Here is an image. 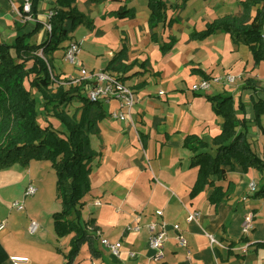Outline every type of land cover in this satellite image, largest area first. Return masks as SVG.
I'll return each mask as SVG.
<instances>
[{"label": "crops", "instance_id": "1", "mask_svg": "<svg viewBox=\"0 0 264 264\" xmlns=\"http://www.w3.org/2000/svg\"><path fill=\"white\" fill-rule=\"evenodd\" d=\"M132 1L101 0L98 2L96 0L91 2L86 0L87 6L81 8L79 7L80 0H77L76 5L80 11L87 13L95 22V9L102 8L98 15L105 19L107 14L117 10L121 5L129 6ZM202 1V4H208L203 7L204 13L213 12V16H218L216 18L240 14L243 10L241 0ZM147 2L148 0H146V4ZM19 6L20 0H0V42L20 44L25 36L33 32L35 35L27 39H30L32 43L44 42L47 37L45 28L48 21L47 14L53 11L55 0H42L38 19L36 21L28 20L27 24L18 12ZM24 24H26L25 27L22 26ZM143 32L140 33V36L147 34ZM174 32V28L170 29L172 36H175ZM212 36L226 38L230 47V55L234 57L233 61L236 57L237 60H242L241 56L235 55L236 51H239V45L233 44V48L228 34L218 33ZM123 38L126 36L120 38L121 42ZM72 39V41L78 42L75 34ZM176 39L177 43L173 48L178 45V38L176 37ZM127 42L130 52L135 53L134 57L129 55L130 60L138 58L136 56H141L145 52L144 47L147 45L142 46L143 43L139 42V37H136L134 41L127 37ZM237 48L238 50H236ZM200 50L202 51L201 48H197L193 52L196 54ZM214 51L215 53L212 54L210 51L204 50L200 62L187 60V63H195L200 66L207 60L206 66H201V69L210 76H213L214 69H219L221 72L228 71L224 67L223 54L220 51ZM114 53H109L111 58ZM64 54L65 48L60 59L62 62L68 63ZM55 56L56 52L52 55V60L59 59ZM92 67L95 69L94 65ZM59 68L61 69L60 65ZM149 69L153 70L151 67ZM59 74L66 77L68 72L66 74L61 70ZM245 87L246 85L242 84L237 89L240 91L238 93L240 101L246 107L247 118L251 120L254 118L252 102L256 95L253 97L252 90H247ZM143 91H147V89L144 88L141 92ZM208 92L209 95L216 94L210 90ZM245 92L248 93V97L243 99ZM145 94L154 96L153 92ZM257 96L264 97V93L257 92ZM138 97L136 96V105L139 103L142 105V101L147 99L145 95H141L139 100ZM140 105L134 114V117L137 115L138 120H141L142 113H145L146 116L145 108ZM111 113L112 111L109 112V115L112 117ZM160 115L162 117L157 122L162 121V124H130V122L102 124L104 120L99 124L100 136L92 137L93 148L99 156L92 164L91 191L82 200L80 209L84 223L89 220L94 222V225L89 226L88 230L96 235L94 247L96 252H99V256L94 257L89 246L84 244L74 264H264V248L257 245L264 243V201L255 196L258 190L254 193L249 190V184L252 182H257L259 187L262 185L258 181L260 176L258 177L255 170L251 169L244 173L239 166L233 169L227 168L228 181L218 182V184L227 188L231 182L234 190L231 196L217 209L208 200L211 193L210 187H207L194 199L190 198L197 169L190 167L191 152L183 147V140L187 134H197L207 141H211L215 135L220 133L223 119L220 117L218 124L211 126L209 124H164L166 122L165 114L161 113ZM145 116L144 123H146ZM203 125L205 126L201 127ZM261 126L264 129V115L261 116ZM249 138L255 153L258 156H263L264 132L254 123H250ZM44 165L46 164L31 162L28 167L17 168L12 165L0 170V182L3 185L1 189L8 190L11 186L17 185L18 196L17 194L16 196L18 198L15 200H22L28 185L36 186V178H38L36 175H42L46 168ZM54 179L55 186L56 175ZM46 181V176L42 177L41 186ZM37 197L31 199L30 215L23 223V227L26 224V233L16 228L9 221L10 218H5L0 212V224L5 223L4 229L0 230V243L6 253V259H0V264H12L9 259L11 256L28 257L29 264H65L64 254L69 251L71 236L58 239L54 228L51 226L52 228L49 230L45 221L41 222L38 219L37 216L44 212L51 217L53 225L52 214L57 211L52 209L53 207L48 208L47 206L38 214L33 212V205L38 202ZM194 211L199 212L200 217L189 222L188 215ZM252 212L258 214L255 229L248 237H244L247 241L242 242L240 241L243 238L241 223ZM32 219L38 220L42 226L41 232L36 237L28 231ZM136 219L139 221L140 231H126L125 228L134 223ZM154 221L164 222L168 231V240L164 243L162 258L159 261L153 259L154 253L148 248L147 224ZM175 226H178L186 237L188 241L186 248L178 245L175 239ZM208 234L215 236L223 246L211 247ZM26 237H31L34 242L27 241ZM103 237H108L111 241L122 242L118 256L103 247L101 240ZM231 242L235 243L232 247L230 246ZM244 246H247L245 253L241 250H234V248L241 249Z\"/></svg>", "mask_w": 264, "mask_h": 264}, {"label": "trees", "instance_id": "2", "mask_svg": "<svg viewBox=\"0 0 264 264\" xmlns=\"http://www.w3.org/2000/svg\"><path fill=\"white\" fill-rule=\"evenodd\" d=\"M187 1L184 0L185 3ZM41 2L32 0L31 11L25 13L23 0H20L18 9L23 16H30V21H36ZM76 4L77 0H55L54 13L49 20L51 30L46 29L44 42L32 43L27 39L35 32L25 36L20 44L0 42V170L14 164L28 167L31 161L51 163L56 175V198L61 204V209L52 214L54 232L58 239L71 236L69 251L64 254L65 264H74L84 244L89 246L94 257L99 256L94 247L96 235L88 230L94 222L89 220L84 223L80 209L82 200L91 191L92 164L99 156L93 148L92 137L100 136L99 124L109 117L103 102L91 101L85 94L84 86L72 84L70 78L53 70L52 55L60 44L68 39L72 41L71 35L80 26L94 29L93 19L81 12ZM148 5L150 37L158 42L156 30L167 22V4L164 0H148ZM241 5L243 10L240 14L216 18L205 28L192 31L189 39L203 41L218 33L228 34L234 45L248 47L254 65L258 66L264 62V0H243ZM109 15L120 20H133L136 10L124 4ZM174 21L170 20L168 25H173ZM168 38L159 47L164 54L177 43L175 36ZM128 52L127 40L123 38L121 49L113 54L104 68L114 72L117 79L124 83L145 74L143 69L149 67V60L146 59L141 64L143 69L134 72V67L139 65L138 60L129 62ZM191 73L208 81L211 77L201 68L194 67ZM147 84V80H142L133 85V89H143ZM247 84L245 88L252 90L253 97L256 95L252 102L254 118H247L242 102L236 108L232 95H206L205 98L212 102L215 115L223 119L220 133L211 141L197 134H187L183 140V147L191 152L190 167L197 169L190 198L194 199L210 187L208 200L216 209L234 190L231 182L227 188L218 184L228 181L227 168L239 166L244 173L257 170L264 180V154L258 156L255 153L249 138L250 123L264 132L261 126L264 97L257 96V92L263 91ZM74 102L79 106L71 113L67 107ZM46 115L54 120L45 118ZM42 116L45 120L41 122ZM56 122L65 130L56 128ZM255 196L264 201V183ZM240 241L246 242L247 239ZM234 245L231 242L230 246ZM257 245L264 248V243ZM0 259H6L1 243Z\"/></svg>", "mask_w": 264, "mask_h": 264}, {"label": "rangeland", "instance_id": "3", "mask_svg": "<svg viewBox=\"0 0 264 264\" xmlns=\"http://www.w3.org/2000/svg\"><path fill=\"white\" fill-rule=\"evenodd\" d=\"M85 1L86 0H80L79 7L85 8V6H87ZM169 1L173 2H165L167 4V22L165 25H160L156 30L158 42L152 41L150 37L151 33L148 23L150 8L148 2L146 4V0H133L129 3V6L135 7L136 10V18L133 20H120L109 14H107L105 19H102L98 15L102 8L95 9L94 18H96V20L94 22V29L90 30L84 26H80L71 35V37H73L75 34V38L81 46V52L78 55V63L71 65L70 63L62 62L60 59L63 49L70 43V40L68 39L61 43L59 48L55 51V57H59V59L52 60L54 72L60 73L61 70L65 71L66 74L68 72L69 75H66L68 78L75 77V74L77 73L76 71L81 67H85L89 71L94 70L95 72H100L105 68L111 58L109 53L117 52V50L119 51L121 49L122 37L126 36V40L128 37L129 39H132V41H134L136 37H139V42L141 44L143 43L142 46L147 45L144 47L145 52L141 56H136L138 58L129 59L128 61L132 62L135 59L138 60L139 65L134 67V72L143 69L141 64L146 59L149 60V67L147 66L143 69L146 71L145 74L133 77L130 82H127V85L130 86L131 89H133V84L135 85V83L141 80L145 79L148 82L145 87L147 91L141 92L142 89H134L135 95L138 92L136 96H139L140 99L141 95L147 96V99L142 101V105L139 103L133 110V113L135 114L139 105L143 106L146 110V116L145 113H142L141 120H138L137 115L135 116V124H162V121L157 122L162 117L160 115L161 113L165 114L166 122L164 124H209L210 126L212 124H218L220 116L215 115L212 108V102L205 98L206 95H209V90L201 92H194L192 90V86L202 81L203 78L199 75L192 74L191 69L194 67L202 68L206 66L205 63H207V60H205L203 62L204 64H201L200 66L195 63H187V60L200 62L204 50H208L212 54L215 53L214 50L220 51L223 54V60L225 62L224 67L228 69V71L222 72L219 69H214L212 71L213 76H211L209 80L212 85L210 91L215 92L216 94L224 93L226 95H232L234 97L236 108L239 107L241 103L240 94H238L240 91L237 87L242 84H247L248 80H250L252 86L255 85L256 87L261 88L264 93V62H260L258 66H255L254 58L247 46L239 45V51H236L235 55L238 54V56H241L242 60H237L236 57L235 61H233L234 57L230 55V47L228 46L226 38L212 36V38L210 37L206 39L207 41H194L189 39V35L192 31L205 28L207 23L212 22L213 19L218 17L213 16V12L207 14L204 13L205 10L203 7L208 6L207 3L202 4V0H188L186 3L184 0ZM170 20H175L171 26L168 25ZM172 28H174L175 36L178 38V45L164 54L159 47L160 44L169 40L168 36L171 34L170 29ZM142 32L147 34L140 36V33ZM232 47L234 48L233 43ZM197 48H201L202 51L200 50L201 52L199 51L195 54L193 51ZM128 50V57L129 55L134 57L135 53L130 52L129 46ZM236 50H238V48ZM59 65L61 66V69L59 68ZM93 65L95 66V69L92 67ZM150 67L153 68V70L149 69ZM146 69H148V71ZM227 75L236 77V81L230 84L222 81H214L215 78H224ZM250 84L248 83L247 85ZM159 91H162L161 95H159ZM146 92H153L154 96L146 95ZM35 95L38 97V93ZM245 97H248L247 92L243 94V99ZM103 105L108 113L111 111H118L119 108L118 101L116 100L113 102H103ZM77 106H79V103L74 102L68 105L67 110L72 113ZM144 116L146 123L143 121ZM44 117L45 116L40 117L41 122L45 120ZM45 118L54 120L53 117L49 115H46ZM124 122L116 120L113 116L111 117L109 115L102 124H123ZM205 125L201 127H204ZM54 126L58 129L65 130V127L58 122H56ZM206 132H208V130H206ZM31 162L46 164L44 165L46 168L43 170L42 175H36L38 178H36L37 182L35 185L38 187V193L35 196H38V202L33 205L34 209L32 208V211L38 214L42 209H46L47 206L48 208L53 207L52 209H55V211H59L61 206L60 200L56 198V185L54 186L53 184L55 180V171L52 168L51 163L46 161ZM14 166L17 168H23L20 164H14ZM255 171L258 177L260 176L258 181L263 184L264 180L261 178L260 173L257 170ZM43 175L46 176L47 181L41 186L40 180L44 177ZM144 178L146 179V177ZM1 186H3L2 182H0L1 214L5 218H10L9 221H11L16 228H19L26 233V224L23 227V223L29 217L28 215H30L29 205L33 197L27 199L25 201V209L19 211L12 205L13 202L16 201L15 199L18 198V191L16 189L17 185L11 186L8 190L1 189ZM21 187H23L22 184ZM256 187H259L257 182ZM250 192L254 193V191ZM37 217L41 222L45 221L47 227L51 230L53 225L49 215L42 212V215L40 214V216ZM26 240L33 241L31 237H26Z\"/></svg>", "mask_w": 264, "mask_h": 264}, {"label": "built area", "instance_id": "4", "mask_svg": "<svg viewBox=\"0 0 264 264\" xmlns=\"http://www.w3.org/2000/svg\"><path fill=\"white\" fill-rule=\"evenodd\" d=\"M32 0H23V10L25 13L31 11ZM20 16L24 21L31 20L30 16H23L22 13L18 10ZM54 12L51 11L47 14V23L45 28L50 31L51 26L49 23L50 17ZM81 52V46L79 42L71 41L65 48V60L75 65L78 63V55ZM75 77L70 78L72 84L84 86V91L86 96L91 101H101V102H110L118 101L119 109L114 111L111 115L120 121L130 122V124H135L136 117H134L133 110L137 104V98L135 91L130 88L126 83L117 79V76L114 72L102 70L100 72H95L94 70H87L85 67L79 68ZM215 82H224V83H234L236 77L234 76H225L224 78H215ZM210 81L202 79L197 84L192 86L194 92L208 91L211 88ZM162 94V91H159V95ZM250 191H257L256 182L249 184ZM37 187L30 184L24 192L22 200L13 202V207L19 211L25 209V201L29 198L34 197L37 194ZM200 217L199 212H192L188 215L187 220L189 222L195 221ZM258 218L257 213L248 214L241 223V232L242 236L248 237L249 234L255 229L256 219ZM5 223L0 224V230H3ZM42 230V226L38 220L32 219L28 226L29 233L36 237ZM126 231L129 232H139L140 225L138 219L134 223L129 224L126 228ZM147 230L149 233L148 237V248L154 253L153 259L159 261L162 258L164 243L168 240V231L164 222H150L147 224ZM175 230V239L180 247H187L188 241L183 235L181 229L178 226L174 227ZM209 242L211 247L215 248L216 246H223L215 236L208 234ZM103 247L111 252L112 254L118 256L122 247V242L120 241H111L108 237L101 238ZM241 250L243 253L247 252V246L240 248H234V250ZM10 261L12 264H29L30 260L25 256H11Z\"/></svg>", "mask_w": 264, "mask_h": 264}]
</instances>
